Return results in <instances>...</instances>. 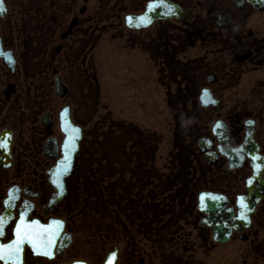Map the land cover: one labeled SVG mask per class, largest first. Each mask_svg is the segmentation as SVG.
Here are the masks:
<instances>
[{"label": "flooded vegetation", "instance_id": "flooded-vegetation-1", "mask_svg": "<svg viewBox=\"0 0 264 264\" xmlns=\"http://www.w3.org/2000/svg\"><path fill=\"white\" fill-rule=\"evenodd\" d=\"M0 2V141H7L0 147L6 220L0 244L16 239L23 214L26 223L38 221L37 229L52 226L58 234L51 258L25 243L22 264H103L115 248L116 264H204L227 244L240 245L242 264H264V194L249 227L233 230L227 243L214 240L199 208L201 193L219 194L224 210L237 217L238 197L248 195L257 171L256 185L264 190V0ZM152 2L159 17L148 27H129L127 17L143 15ZM171 6L178 15L172 9L164 16ZM105 34L155 68L174 122L167 154H160L163 133L115 116L94 97V51ZM64 109L82 130L65 179L54 174L63 158ZM218 123L225 130L216 134ZM94 209L102 210L101 219L93 218ZM88 219L103 227V236L90 239L101 250L84 249Z\"/></svg>", "mask_w": 264, "mask_h": 264}, {"label": "rangeland", "instance_id": "rangeland-1", "mask_svg": "<svg viewBox=\"0 0 264 264\" xmlns=\"http://www.w3.org/2000/svg\"><path fill=\"white\" fill-rule=\"evenodd\" d=\"M92 1L96 7L100 0ZM105 35L94 51V66L99 86V89L94 91V97L98 94L101 104L109 103L115 116L138 123L143 129L150 128L151 131L158 130L159 133H163L166 141L160 154H167L171 150V146L166 143L169 138L168 125L174 127V122L166 106L164 90L158 82L155 68L138 52L117 49L116 44L122 45L121 42L111 44L107 39L110 35ZM248 91L246 89V93ZM95 102H97L96 98ZM99 112L100 114L94 117V121L104 113L102 110ZM83 116L86 118L87 114ZM91 223L88 219L85 225L87 227H82V231H85L90 242L88 244L85 238L84 249L86 251L98 250V248L101 250L103 248L101 244L98 248H95L93 243L91 244L90 239L96 236L95 227ZM121 247L123 248L124 245L121 244ZM147 250L150 251V248ZM107 252L108 250L105 256ZM216 253L213 252L212 255L206 257L204 264H242L240 261L241 248L238 244L222 246ZM86 256L88 257L89 254Z\"/></svg>", "mask_w": 264, "mask_h": 264}, {"label": "water", "instance_id": "water-1", "mask_svg": "<svg viewBox=\"0 0 264 264\" xmlns=\"http://www.w3.org/2000/svg\"><path fill=\"white\" fill-rule=\"evenodd\" d=\"M151 4L153 5V9L149 11V7L147 6L146 12L143 15H141V16L147 15V17L150 19V23H146V24L140 23L138 18L141 16H128L127 25L131 28L138 29L141 27H148L153 21H155L160 15L157 12L159 4L157 2H152ZM0 9L4 10L1 2H0ZM172 9H174L173 11L177 15L180 12V9L177 6L174 7L171 6L167 9L166 13L163 15L164 16H167L168 14L170 15ZM130 17L132 18L131 23L129 22ZM138 24L139 26H137ZM4 56L6 57L7 60L8 58L7 55L4 54ZM1 57H3V54H2V49L0 48V58ZM66 92H67L66 87L61 83V80L58 78L57 93H60L62 94L61 96H64ZM60 121H61V130L65 135V140L63 143V158L58 163V166L54 169V174L56 175V177L59 176L62 177L61 174H63V179H65L71 174L76 155L80 150V143L82 140V130L72 122L68 109H64L62 111L60 116ZM217 130L224 131L225 125L223 123H218L214 128V132L216 134H217L216 132ZM249 139H252L251 133L249 134V136H247V140H246L247 143L249 142ZM235 154L237 153L235 152ZM235 154L229 153L226 154V156L231 160V162L233 161V163H235L237 162V157H238ZM256 163H259V161H256ZM65 168L67 169V171H65ZM258 172L259 171H257V174H254V177L249 179L247 182V189L249 190L248 195L238 197L237 207L239 211L237 217L234 216L232 209L224 210L226 209V207L224 206L226 205V198L224 196L209 192H203L199 195V203H200L199 208L201 211L205 212L208 215V219L204 221V224L214 229V240L216 242L227 243L230 239V236L232 235L233 230L241 232L249 227L250 215L254 211V208L258 203L259 199L264 194V190L262 188L259 189L258 186L256 185V181L260 177V174ZM241 198H243V202H241ZM9 206H10V201H8L7 203V207ZM6 215L7 216L9 215V210L6 212ZM25 243L29 244L30 247H32V245L27 241ZM66 245L68 244H65L64 247H66ZM110 260L112 264L117 263L118 260L117 248L111 251L104 264H109ZM72 264H88V263L83 261H78Z\"/></svg>", "mask_w": 264, "mask_h": 264}, {"label": "snow or ice", "instance_id": "snow-or-ice-1", "mask_svg": "<svg viewBox=\"0 0 264 264\" xmlns=\"http://www.w3.org/2000/svg\"><path fill=\"white\" fill-rule=\"evenodd\" d=\"M148 7L149 11L153 9L151 3ZM2 10L3 9H0V11ZM138 20L140 23H150V19L147 15L139 17ZM131 21L132 18L130 17L129 22L131 23ZM137 26H139V24ZM0 147L7 148V141H0ZM65 171H67L66 168ZM57 186L61 187L58 182ZM241 202H243V198H241ZM7 203L6 201V204ZM5 222V219L0 217V235L3 234ZM38 224V221H33L31 224L26 223L24 215L21 214L20 221L15 226L16 239L9 244H0V262H3V264H22L21 252L26 241L32 245V248L37 254H42L51 258L54 255L52 250L58 233L56 230H53L52 226L40 225L38 229L34 227ZM53 224L58 226L60 222L54 221ZM109 264H112L111 260Z\"/></svg>", "mask_w": 264, "mask_h": 264}, {"label": "trees", "instance_id": "trees-1", "mask_svg": "<svg viewBox=\"0 0 264 264\" xmlns=\"http://www.w3.org/2000/svg\"><path fill=\"white\" fill-rule=\"evenodd\" d=\"M102 134H101V136H100V138H99V141H102V139H103V132H101ZM97 195V194H96ZM95 200H94V202H97V199H98V197L97 196H95ZM100 202H102V200L100 201ZM97 207V206H96ZM102 210H97V209H94L93 211H92V214H93V218H95V219H101V217H102V212H101ZM93 227H95V234H96V236H98L99 234H103V227L102 226H100V225H98V224H93Z\"/></svg>", "mask_w": 264, "mask_h": 264}]
</instances>
